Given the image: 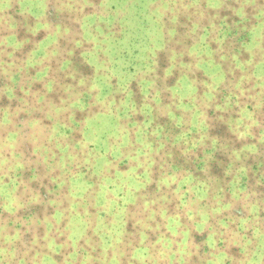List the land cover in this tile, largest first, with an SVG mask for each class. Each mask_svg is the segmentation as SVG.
I'll list each match as a JSON object with an SVG mask.
<instances>
[{"label":"rangeland","instance_id":"1","mask_svg":"<svg viewBox=\"0 0 264 264\" xmlns=\"http://www.w3.org/2000/svg\"><path fill=\"white\" fill-rule=\"evenodd\" d=\"M0 264H264V0H0Z\"/></svg>","mask_w":264,"mask_h":264},{"label":"trees","instance_id":"2","mask_svg":"<svg viewBox=\"0 0 264 264\" xmlns=\"http://www.w3.org/2000/svg\"><path fill=\"white\" fill-rule=\"evenodd\" d=\"M4 96V95H3Z\"/></svg>","mask_w":264,"mask_h":264}]
</instances>
